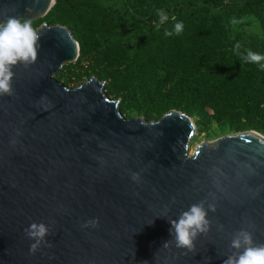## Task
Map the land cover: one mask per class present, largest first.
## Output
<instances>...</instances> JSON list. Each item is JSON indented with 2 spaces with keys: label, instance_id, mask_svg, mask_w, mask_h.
<instances>
[{
  "label": "water",
  "instance_id": "1",
  "mask_svg": "<svg viewBox=\"0 0 264 264\" xmlns=\"http://www.w3.org/2000/svg\"><path fill=\"white\" fill-rule=\"evenodd\" d=\"M57 1L0 0V22L45 17ZM37 33V61L16 66L12 94L0 95V264H223L241 228L264 244L263 136L190 155L187 116L127 120L100 80L66 87L55 75L79 44L66 27ZM202 201L215 205L210 230L177 248L169 220ZM41 222L47 245L33 254L26 229Z\"/></svg>",
  "mask_w": 264,
  "mask_h": 264
},
{
  "label": "rangeland",
  "instance_id": "2",
  "mask_svg": "<svg viewBox=\"0 0 264 264\" xmlns=\"http://www.w3.org/2000/svg\"><path fill=\"white\" fill-rule=\"evenodd\" d=\"M71 1L72 5L60 2L50 16L26 20L36 32L45 25L66 27L79 44V59L66 64L55 75L56 80L71 89L92 78L100 80L105 85L106 96L119 102L127 120L143 119L153 123L174 111L187 116L195 126L190 155L202 145L216 144L225 137L250 132L264 137V90L255 85L251 90L248 88V92L243 91L247 87L241 82H228V76L225 77L220 67L222 62H229L232 55L236 62L245 59L248 51L264 56V4L239 3L237 12L228 14L221 9H205L181 16L183 27L194 36L175 50L171 34L158 33L160 25L138 44L109 34V23L103 11L109 12L112 0ZM142 1L130 5V11L147 23L155 10V5L149 1L157 2V7L171 6L173 10L175 4L181 2ZM167 25L170 26L169 22ZM133 45H138L139 53ZM204 60L207 71L214 70L213 80L224 73L223 79L212 82L207 73H197ZM260 63L264 64V60ZM244 67L242 64L241 68ZM188 89L203 92L196 106L185 97Z\"/></svg>",
  "mask_w": 264,
  "mask_h": 264
},
{
  "label": "clouds",
  "instance_id": "3",
  "mask_svg": "<svg viewBox=\"0 0 264 264\" xmlns=\"http://www.w3.org/2000/svg\"><path fill=\"white\" fill-rule=\"evenodd\" d=\"M160 23L168 20L167 14L163 10L158 11ZM183 28L182 23L175 25V30L179 33ZM169 34L170 33H166ZM39 34L34 30L30 22L15 16H9L0 22V95L12 94V81L14 79V69L18 65H30L38 59ZM239 48V45H237ZM246 61L250 63H260L264 56L248 51ZM264 68V64H261ZM133 181H139V174H132ZM215 211V205L205 202L192 204L183 211L178 218L169 220L171 227L169 234L175 242L177 248L191 251L199 235L210 230L209 213ZM99 220L87 221L84 228H97ZM223 226H221L222 229ZM48 229L43 222L32 224L26 229L27 235L34 242L30 246V251L34 254L42 244L47 245L45 239ZM167 244V241L165 242ZM230 248L234 250L227 256L223 264H264V244H257L254 233L249 228H241L231 238Z\"/></svg>",
  "mask_w": 264,
  "mask_h": 264
},
{
  "label": "trees",
  "instance_id": "4",
  "mask_svg": "<svg viewBox=\"0 0 264 264\" xmlns=\"http://www.w3.org/2000/svg\"><path fill=\"white\" fill-rule=\"evenodd\" d=\"M142 0H112L113 5L110 8L109 12L106 13L103 11L104 16L108 20L110 31L112 36H123L128 38L133 43H139L143 40V38L147 35V33L156 31L157 26L158 33L166 34L170 33V40L173 41L176 48L175 50H179L182 48V42L186 39H189L190 36L193 37L194 33L189 32L188 28L183 27L182 30L177 33L175 30V25L177 23L182 22V18L189 16L195 12H201L205 9L218 10L221 9L223 12L228 14L230 11L237 12L236 9L239 8V3L253 5L255 4H264V0H181V2H177L173 8L171 6L162 5L161 7H157V2H148L155 5V10L153 12V16L150 18V22L140 19L136 16L132 11H130V5L134 3L140 2ZM229 1V2H227ZM60 2H67L69 5H72L71 0H58L56 3V8ZM144 2V0L142 1ZM176 7V8H175ZM53 8V9H54ZM163 10L167 16L168 20L161 24L160 17L158 15V11ZM173 10V12H172ZM52 11L47 15L50 16ZM235 19V17H233ZM169 22L170 26L167 25ZM173 22V23H172ZM179 41V43L177 42ZM178 43V44H177ZM177 44V45H176ZM137 53L140 52V48L138 45H133V47ZM81 52V51H80ZM234 56L232 55L231 60L229 62H222L220 67L223 69L225 73L226 80L228 82L233 81L234 83H243L247 89H243V91L248 92V88L251 90L255 85H259L264 90V68H259L261 63H250L247 62L246 59H242L241 61H234ZM204 65L201 69L198 70L197 73L205 74L207 73L208 77H212V82L217 78L223 79L224 73L221 71V75L216 77L215 80L213 76L214 70L211 69V66H208L207 71V61L204 60ZM233 63V65L231 64ZM245 64V67L242 69L241 65ZM228 64V66H227ZM199 65V63H198ZM164 80H167L164 78ZM250 94V93H249ZM203 92L198 89H188L185 93L186 99L193 105L196 106L199 103L200 98H202Z\"/></svg>",
  "mask_w": 264,
  "mask_h": 264
}]
</instances>
